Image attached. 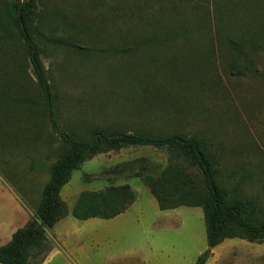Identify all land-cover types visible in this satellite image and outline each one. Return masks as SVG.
Wrapping results in <instances>:
<instances>
[{
	"label": "rangeland",
	"instance_id": "1",
	"mask_svg": "<svg viewBox=\"0 0 264 264\" xmlns=\"http://www.w3.org/2000/svg\"><path fill=\"white\" fill-rule=\"evenodd\" d=\"M113 1L37 0L35 39L59 130L74 140L89 139L95 130L198 138L217 159L225 188L255 199L264 214V44L236 55L227 43L214 41L219 24L233 36L255 26L264 41V6L255 16L249 8L259 0H247V9L234 6L235 0H127L122 14L130 15L133 27L146 21L161 27L168 21L176 29H189L178 46L163 49L117 45L125 42L127 36L119 33L127 29L115 27L124 24V17L111 25L109 15L121 9ZM10 2L0 0V26L11 23ZM100 23L110 28L89 31ZM54 39L85 47L60 49L52 45ZM87 42L103 43L100 53ZM87 48L93 51L83 54ZM236 64L254 68L236 77L230 74ZM14 135L11 142H0V247L36 219L50 168L66 151L39 116L32 128ZM167 162L166 151L153 147L124 148L85 161L59 194L69 210L82 192L123 184L134 191V203L110 220L79 221L68 214L46 230L45 250L32 253L31 264L49 253L55 236L67 251L77 252L82 264H195L208 249L201 208L160 211L147 186L132 177L141 167L156 174ZM210 255L214 264H264V241L227 239Z\"/></svg>",
	"mask_w": 264,
	"mask_h": 264
},
{
	"label": "trees",
	"instance_id": "2",
	"mask_svg": "<svg viewBox=\"0 0 264 264\" xmlns=\"http://www.w3.org/2000/svg\"><path fill=\"white\" fill-rule=\"evenodd\" d=\"M113 2V5L121 9L114 14H106L114 18L111 25L112 22L113 25L116 24L115 19H126L124 24L119 22V26H115L116 29H127L126 33H119L123 34L122 38L127 36L125 42L121 39L123 42L117 43L120 47L136 45L138 48L167 49L170 44L178 46L179 41L185 39L183 37L189 31L176 29L168 21L162 23V20L164 25L161 27L152 26L151 21H146L147 25L133 27L128 17L130 15L122 14L125 13L124 6L127 8L129 2ZM136 2L133 5H136ZM10 3L11 23L8 27L0 26V142L7 141V144L11 142L9 139L15 138L14 134L19 130L32 128V123L39 116L41 121L45 119L54 134L62 139L66 151L50 168L49 178L40 194L36 219L16 230L10 242L0 247V264H31V254L45 250L46 230L53 228L68 214L79 221H86L110 220L124 213L136 197L128 184L108 186L97 192H82L70 210L59 194L62 187L71 180L73 172L85 161L99 154L129 147H153L164 149L167 153V165L160 172L148 174L145 173L146 168L141 167L132 175L134 178H140L147 186L160 211L182 206L201 208L208 249L198 256L195 264H205L211 257V250L224 240L242 239L251 243L264 241V214L258 202L244 196L237 188L236 193L225 188L220 181L221 173L217 168V159L202 140L182 133L162 135L147 133L144 130H95L89 139L74 140L60 131L54 110V94L46 76L41 49L35 39L40 19L37 0H11ZM247 3V0H235L233 5H242L247 9ZM263 6L264 0H259V3L255 1L249 10L257 16ZM171 15V23H175V12L171 11ZM97 28L110 27L100 23L89 31ZM215 34L216 38L213 40L227 43L236 55L244 51L253 53L255 47L264 44L255 26L243 34L233 36L219 24ZM52 43L57 48L64 47L65 50L73 51L80 50L79 47L82 46L81 42L66 39H54ZM190 43L187 41L185 44ZM88 44H92L96 52L100 53L98 50L103 43ZM87 49L81 52L86 54L93 51L92 48ZM102 54H105V51ZM253 68L251 64H236L231 68L230 74L236 77L244 76L249 72L247 69L252 72ZM46 254L47 252L35 264H40Z\"/></svg>",
	"mask_w": 264,
	"mask_h": 264
},
{
	"label": "crops",
	"instance_id": "3",
	"mask_svg": "<svg viewBox=\"0 0 264 264\" xmlns=\"http://www.w3.org/2000/svg\"><path fill=\"white\" fill-rule=\"evenodd\" d=\"M53 240L54 243L52 244L51 250L45 257L42 264H82L76 257L77 252L67 251L60 237L55 236V239ZM207 261L205 264H214L215 257L212 255Z\"/></svg>",
	"mask_w": 264,
	"mask_h": 264
}]
</instances>
